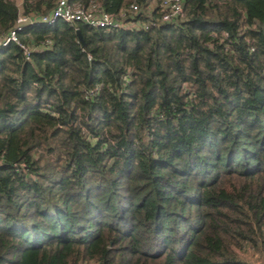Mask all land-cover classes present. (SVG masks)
<instances>
[{"label": "trees", "instance_id": "16d2710c", "mask_svg": "<svg viewBox=\"0 0 264 264\" xmlns=\"http://www.w3.org/2000/svg\"><path fill=\"white\" fill-rule=\"evenodd\" d=\"M100 2L0 47V264H264V0Z\"/></svg>", "mask_w": 264, "mask_h": 264}, {"label": "built area", "instance_id": "2783aa9c", "mask_svg": "<svg viewBox=\"0 0 264 264\" xmlns=\"http://www.w3.org/2000/svg\"><path fill=\"white\" fill-rule=\"evenodd\" d=\"M20 5V4H19ZM163 21H170L179 16L183 11V0H163ZM133 14L139 12V6L131 5ZM127 11L122 10L119 14L106 11L100 0H90L88 3L73 2L72 0H56L54 8L46 15L32 18L21 14L17 19L15 28L11 29L7 34L0 36V47H6L11 43H18L23 49L26 58L31 56V49L22 44L19 38V31L27 25L34 23H43L53 25L58 20L69 23L82 22L90 27L104 29H120L124 26H130L133 22L125 21Z\"/></svg>", "mask_w": 264, "mask_h": 264}, {"label": "rangeland", "instance_id": "374dc122", "mask_svg": "<svg viewBox=\"0 0 264 264\" xmlns=\"http://www.w3.org/2000/svg\"><path fill=\"white\" fill-rule=\"evenodd\" d=\"M20 5H22V0H16ZM154 4V3H153ZM239 254L246 260L252 261V262H256L257 260V255H254L253 252H251V250H246V251H239Z\"/></svg>", "mask_w": 264, "mask_h": 264}]
</instances>
